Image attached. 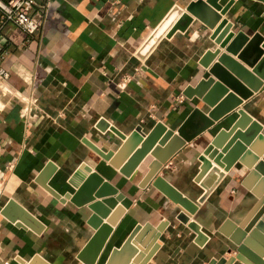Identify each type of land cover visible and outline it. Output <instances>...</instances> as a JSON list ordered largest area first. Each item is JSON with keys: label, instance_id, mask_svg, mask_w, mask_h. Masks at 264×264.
Wrapping results in <instances>:
<instances>
[{"label": "crops", "instance_id": "0c3cea01", "mask_svg": "<svg viewBox=\"0 0 264 264\" xmlns=\"http://www.w3.org/2000/svg\"><path fill=\"white\" fill-rule=\"evenodd\" d=\"M38 1L44 17L36 34L28 36L8 24L0 35L4 48L0 67L10 71L9 86L38 98L34 116L27 121L22 103L0 91V264H86L79 255L95 231L87 223L93 212L89 204L61 201L39 184L36 180L46 168L45 181L61 196L74 193L93 170L124 194L110 208L109 217L122 206L125 212L112 226L95 264H105L112 249L119 248L138 224L150 228L142 234L146 244L132 240L137 253L130 264L142 252L140 263L147 257L143 264L230 260L238 255L230 236L240 227L253 231L261 223L258 238L251 240L264 250V142L258 137L253 142L263 153L255 164L263 163L262 167L254 175L236 162L201 203L197 201L204 187L195 182L200 155L220 130L232 127L239 116L237 108L243 107L264 125V83L210 130L185 143L167 161L172 162L169 167L149 153L126 177L89 145L104 151L121 145L123 140L103 120L126 135L138 127L147 133L157 122L175 131L200 103L197 97L186 98L183 91L208 75L201 62L204 55L209 53L210 65L222 53L238 60L223 45L237 30L249 37L255 32L264 35V3L235 0L223 15L227 24L218 34L216 27L208 29L193 17L185 31L164 36L140 58L139 47L171 9H185L193 0ZM227 1L218 3L223 6ZM157 176L185 193L198 209L191 213L165 196L153 185ZM10 200L14 205L4 214ZM191 221L200 225L206 238L196 240ZM243 257L244 261L235 259L231 264H255ZM261 260L264 263V255Z\"/></svg>", "mask_w": 264, "mask_h": 264}, {"label": "water", "instance_id": "95a60500", "mask_svg": "<svg viewBox=\"0 0 264 264\" xmlns=\"http://www.w3.org/2000/svg\"><path fill=\"white\" fill-rule=\"evenodd\" d=\"M213 1L215 3L212 4V0H193L185 6V9L173 7L139 47L137 56L144 58L147 52L164 36L171 38L176 31H185L194 20L193 17L202 22L208 29L216 27L215 33L218 34L227 24L226 19H223V15L228 12L235 0H228L223 6L218 3V0ZM258 1L264 3V0ZM175 17L177 19L174 21ZM151 38H154V42L150 49L143 51ZM219 42L221 43V41ZM228 42L223 47L225 46L226 52L237 56L238 60L233 59L227 53H222L217 61L210 65V62L208 63L210 59L209 53L207 52L204 55L201 62L205 64L208 75L202 77L197 84L187 86L183 91V95L186 98L193 99L197 97L200 99V103L195 105L175 131L167 128L164 123L157 122L147 133L142 132L140 127H138L126 135L114 125L103 120L102 123L123 141L115 151H104L89 142L90 147L122 175L130 177L147 154L150 153L159 162L165 164L185 143L191 142L203 132L210 130L224 116L243 104V100L252 97L255 92H258L264 83V35L255 32L249 37L243 30H237L236 33H232ZM245 65L252 70H249ZM211 87L212 89L209 91ZM228 88L230 93L227 91ZM221 96H224L222 97L223 99L218 101ZM237 113L239 115L238 119L232 127L228 131L220 130L199 157L201 163L195 182L204 187V191L198 198V203L203 202L207 198L224 176V172L229 171L236 162L246 165L250 169V175H254L255 171L262 167L263 163L255 165L257 164L258 156L263 153L259 154V151L257 152L256 142L254 144L253 142L257 137V141L264 142V134L261 133L264 125L252 117L243 107L237 108ZM227 137L230 139L228 142L223 143ZM238 139L239 141H237ZM253 154L255 155L253 156ZM211 160L217 166L223 168V171H220L218 167H213ZM253 167L254 171L252 170ZM86 168L91 170L88 165H86ZM47 170L48 168L44 169L36 180L45 189L61 201L69 199L77 206L89 204L87 207L93 213L88 218L87 223L95 231L79 258L86 264H95L112 231V226L117 224L125 212L122 206L117 208L109 217L110 208L113 207L117 200L124 199V194L120 193L114 185L93 170L74 193L68 192L61 196L45 181L49 175ZM153 185L165 196L179 203L189 212L193 213L198 209L199 205L196 202L167 181L165 177L157 176ZM105 196L117 197L116 199L93 201L95 197L101 198ZM14 202V200L8 202L3 209L4 214H6L9 207L14 205ZM262 204H264V201ZM26 214L28 217L31 216L30 213ZM103 218H108L105 224H103ZM189 227L196 233L195 238L197 241L206 238L196 221H191ZM256 227L253 231L246 226L244 228L240 227L242 231L238 230L230 236L238 252L237 257H232L230 260L221 257L218 260H211L208 264H231L235 259L244 261V255L249 257V259L251 258V261L255 264H264L261 260L264 250L254 247L251 240L252 237L258 238V229L262 227V223ZM148 228H150L149 224L144 226L136 225L124 243L119 248L112 249L105 264H130L131 257L137 253V248L132 243V240L136 239L143 245L146 244L145 241H142V234ZM249 233L250 237H247ZM261 241L264 243V240ZM248 247H253L256 253H251ZM143 254V252L139 253L131 264H143L147 258L140 263L144 257ZM29 264H33V262Z\"/></svg>", "mask_w": 264, "mask_h": 264}, {"label": "built area", "instance_id": "2783aa9c", "mask_svg": "<svg viewBox=\"0 0 264 264\" xmlns=\"http://www.w3.org/2000/svg\"><path fill=\"white\" fill-rule=\"evenodd\" d=\"M44 6L38 0H0V35L3 27L12 24L18 27L28 36L36 34L43 22ZM4 53L3 45L0 41V56ZM10 71L5 67H0V91L3 95L9 96L22 103L24 118L28 121L34 116L37 108L38 98L32 95H24L9 86L8 80ZM183 95L179 100L182 101ZM166 162V167L171 165Z\"/></svg>", "mask_w": 264, "mask_h": 264}, {"label": "bare ground", "instance_id": "6f19581e", "mask_svg": "<svg viewBox=\"0 0 264 264\" xmlns=\"http://www.w3.org/2000/svg\"><path fill=\"white\" fill-rule=\"evenodd\" d=\"M152 39H154V38H151V39L149 40L148 44L145 45L143 51H147V50L150 49V47H151V45H152V42H153Z\"/></svg>", "mask_w": 264, "mask_h": 264}]
</instances>
